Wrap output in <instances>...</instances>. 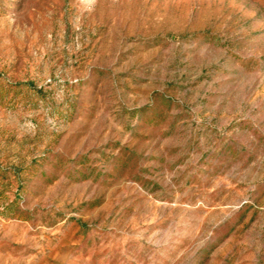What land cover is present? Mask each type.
<instances>
[{"label":"rangeland","instance_id":"1","mask_svg":"<svg viewBox=\"0 0 264 264\" xmlns=\"http://www.w3.org/2000/svg\"><path fill=\"white\" fill-rule=\"evenodd\" d=\"M0 264H264V0H0Z\"/></svg>","mask_w":264,"mask_h":264}]
</instances>
